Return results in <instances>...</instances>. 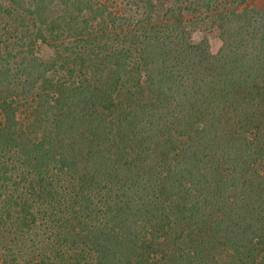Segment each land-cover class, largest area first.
Masks as SVG:
<instances>
[{
  "label": "trees",
  "instance_id": "16d2710c",
  "mask_svg": "<svg viewBox=\"0 0 264 264\" xmlns=\"http://www.w3.org/2000/svg\"><path fill=\"white\" fill-rule=\"evenodd\" d=\"M0 264H264V0H0Z\"/></svg>",
  "mask_w": 264,
  "mask_h": 264
},
{
  "label": "rangeland",
  "instance_id": "374dc122",
  "mask_svg": "<svg viewBox=\"0 0 264 264\" xmlns=\"http://www.w3.org/2000/svg\"><path fill=\"white\" fill-rule=\"evenodd\" d=\"M205 36L208 38V40L210 42L212 52L216 53L222 45L220 39L218 38V34L217 33H209V34H206ZM194 38L196 40L203 39L204 34H200V33L194 34Z\"/></svg>",
  "mask_w": 264,
  "mask_h": 264
}]
</instances>
